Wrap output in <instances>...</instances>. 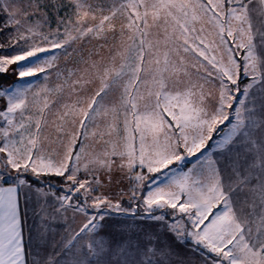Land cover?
I'll return each mask as SVG.
<instances>
[{"label":"snow or ice","instance_id":"6c2138e0","mask_svg":"<svg viewBox=\"0 0 264 264\" xmlns=\"http://www.w3.org/2000/svg\"><path fill=\"white\" fill-rule=\"evenodd\" d=\"M0 264H264V0H0Z\"/></svg>","mask_w":264,"mask_h":264}]
</instances>
